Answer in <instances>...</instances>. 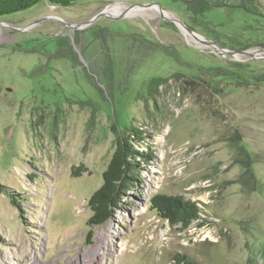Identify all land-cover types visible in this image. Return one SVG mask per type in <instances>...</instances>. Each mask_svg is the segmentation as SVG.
Returning a JSON list of instances; mask_svg holds the SVG:
<instances>
[{"label":"rangeland","instance_id":"374dc122","mask_svg":"<svg viewBox=\"0 0 264 264\" xmlns=\"http://www.w3.org/2000/svg\"><path fill=\"white\" fill-rule=\"evenodd\" d=\"M187 1L41 0L0 18V183L21 203L0 192V264H90L100 234L92 264H264V0ZM113 124L144 130L151 158L93 225ZM159 192L200 219L170 225Z\"/></svg>","mask_w":264,"mask_h":264},{"label":"trees","instance_id":"16d2710c","mask_svg":"<svg viewBox=\"0 0 264 264\" xmlns=\"http://www.w3.org/2000/svg\"><path fill=\"white\" fill-rule=\"evenodd\" d=\"M39 1L41 0H0V18L30 8ZM45 1L55 5L68 6L77 0ZM192 1H187V4L191 5ZM194 5H201V8L211 6L206 0H195ZM243 64L241 65H250L249 63ZM154 80L156 83L151 84L153 87H157L163 82L160 78ZM112 130L115 134L114 150L102 172L101 185L92 192L88 199V205L92 211L88 221L93 225H102L113 216L114 209L117 208L122 196L134 186L133 181H136L141 164L151 158L148 153L136 149L139 148L137 144H146L144 130L135 126L120 130L115 124L112 125ZM146 147L149 148V146ZM10 190L0 183V192L6 193L7 191L11 203L20 207L21 203L14 198V194ZM149 206L160 218L166 220L172 226L179 225L181 228H187L191 222L200 219L198 202L185 199L182 195L154 193L149 199ZM173 264L199 263L191 260L186 254L176 253L173 256Z\"/></svg>","mask_w":264,"mask_h":264},{"label":"bare ground","instance_id":"6f19581e","mask_svg":"<svg viewBox=\"0 0 264 264\" xmlns=\"http://www.w3.org/2000/svg\"><path fill=\"white\" fill-rule=\"evenodd\" d=\"M115 7H117V5H113L112 9H115ZM121 10H117L116 13H120ZM167 14V13H166ZM172 15V14H171ZM169 16V15H168ZM191 38L195 39V40H202V37L193 35V34H189ZM214 46V45H213ZM103 237V236H102ZM122 247V246H121ZM105 244H104V240L101 239V234L99 236V241L98 244L94 247V249L92 250V256L89 260V263L92 264L94 260L98 261V257L101 256L102 254L105 253Z\"/></svg>","mask_w":264,"mask_h":264},{"label":"water","instance_id":"95a60500","mask_svg":"<svg viewBox=\"0 0 264 264\" xmlns=\"http://www.w3.org/2000/svg\"><path fill=\"white\" fill-rule=\"evenodd\" d=\"M150 3H154V4H156V2H150ZM101 14H105V12L104 11H102L101 12ZM0 24H1V21H0ZM68 25H70V26H73V27H75V28H77L78 27V24H73V25H71V24H68ZM189 30V29H188ZM208 41H210V40H208ZM207 42V41H206ZM207 43H210V42H207ZM211 43H213V44H215L221 51H225L218 43H216V42H214V41H212ZM228 53H230V54H244V55H251V56H255V54L256 53H254V52H249V51H233V50H229L228 51Z\"/></svg>","mask_w":264,"mask_h":264}]
</instances>
